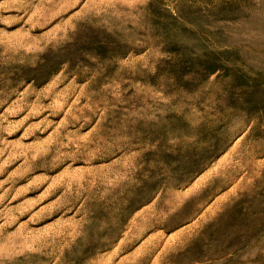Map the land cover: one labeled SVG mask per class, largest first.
Here are the masks:
<instances>
[{"label": "rangeland", "instance_id": "1", "mask_svg": "<svg viewBox=\"0 0 264 264\" xmlns=\"http://www.w3.org/2000/svg\"><path fill=\"white\" fill-rule=\"evenodd\" d=\"M0 264H264V0H0Z\"/></svg>", "mask_w": 264, "mask_h": 264}]
</instances>
